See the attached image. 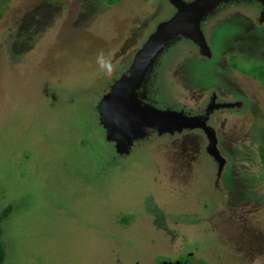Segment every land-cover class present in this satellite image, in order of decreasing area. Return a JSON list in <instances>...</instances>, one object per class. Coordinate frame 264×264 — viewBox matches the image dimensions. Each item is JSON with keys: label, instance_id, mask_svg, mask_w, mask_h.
<instances>
[{"label": "rangeland", "instance_id": "1", "mask_svg": "<svg viewBox=\"0 0 264 264\" xmlns=\"http://www.w3.org/2000/svg\"><path fill=\"white\" fill-rule=\"evenodd\" d=\"M199 1L2 6L4 264H157L186 254L191 264H264V93L240 72L252 55L264 64V0L205 1L190 30L180 22L149 43L179 16L174 2L189 12ZM101 51L116 65L110 78L98 70ZM137 66L123 87L125 119L143 108L161 119L144 113L116 128L118 144L101 102Z\"/></svg>", "mask_w": 264, "mask_h": 264}, {"label": "water", "instance_id": "2", "mask_svg": "<svg viewBox=\"0 0 264 264\" xmlns=\"http://www.w3.org/2000/svg\"><path fill=\"white\" fill-rule=\"evenodd\" d=\"M205 1H210V0H200L199 3H197V5L195 6V8H193L191 11L189 12H186L185 9H183L184 7L179 3V2H174L176 8H178V11H179V16L175 17L171 22H169L168 24L164 25L160 30V34L157 33L156 37L152 40H149V43L152 42V44H155L159 39H161V37H169L171 33L175 32L180 26H178V24L180 22H183V25L186 26V30H190V27L192 26L193 27V24H192V20L194 18V14L196 15V13L202 8V6L206 5L207 3ZM181 14V16H180ZM179 17H182L181 19ZM192 21V22H191ZM150 45V44H149ZM150 48L148 50L151 49L152 46H149ZM145 51V48L144 50L138 55L140 57V55L142 57L138 58L139 60V68L141 67L142 65V62L147 59V51ZM145 51V53H144ZM138 60H136L138 62ZM136 62V63H137ZM135 63V65H136ZM137 69H138V66L137 68H131L130 72H128L127 74V78H122L121 80L118 81V83L116 84V86L111 90V94L107 97H105V99L101 102V103H105L104 105V119H105V127L108 129V131L112 134V135H115V139H116V142H119L118 144H122L123 141L122 139L120 140V135H119V132H117L116 128H118V131L122 132L124 126H126L128 128V125H130V121L133 122V121H142V119H146V118H143V115L144 113L146 114H149L148 115V118L151 120V119H154L156 121L157 120H160L161 117L158 116V115H155L154 112H152L150 110V112H147L146 108H143L142 110L138 111V112H134L133 115L131 114H127V119H125V115L126 113L124 108L120 107L121 105V99H123V90L124 88L123 87H126L128 85L127 83V80L128 78L133 79L134 76L136 75L137 73ZM131 73V74H130ZM129 82H132L129 81ZM121 91V95H118V92ZM128 96H129V89H128ZM130 98H127V100L125 101L127 103V108L130 109V110H133L135 108L134 106V102H131L129 101ZM131 106H133V109L131 108ZM148 109V108H147ZM142 117L140 119H138V117ZM146 116V115H145ZM136 118L138 120H136ZM156 118V119H155ZM148 121V119L146 120ZM135 123V122H134ZM125 124V125H124ZM115 132V133H114ZM113 139V140H115ZM117 147V145H116ZM120 152V151H118ZM161 264H181L180 262L176 261L174 263L172 262H162Z\"/></svg>", "mask_w": 264, "mask_h": 264}, {"label": "trees", "instance_id": "3", "mask_svg": "<svg viewBox=\"0 0 264 264\" xmlns=\"http://www.w3.org/2000/svg\"><path fill=\"white\" fill-rule=\"evenodd\" d=\"M104 1L106 2V4L108 6H113V5H115L121 1H124V0H104ZM141 1L146 2L148 0H141ZM6 4H7V0H0V17H1V13L3 12L2 6L6 5ZM230 52H232V51H230ZM245 53L240 51L239 54L236 53L235 56H241V55L244 56ZM246 56H248V55H246ZM249 56H251V55H249ZM250 59L255 64H253L251 66V68H249L247 70H240V72L243 75L251 77L254 81H256L261 86L262 91L264 93V64L263 63H256L258 61V59L254 55H252V58H250ZM257 157H258L259 164L261 165V169L263 171V176H264V116H263L262 124H261L260 129H259V139L257 142ZM10 212H11V209L9 207L0 213V264H4V262H5L4 249L1 245V236H2L1 223L3 220H5L8 217ZM121 221L124 222L125 224H127L129 222V219L125 217ZM180 257L181 258H177L175 260H170L169 258H167V259L160 258L157 264H161L164 261L172 262V263L178 261L181 264H191L192 263V256L191 255L187 256V254H186V255H183ZM201 264H204V263H201Z\"/></svg>", "mask_w": 264, "mask_h": 264}, {"label": "clouds", "instance_id": "4", "mask_svg": "<svg viewBox=\"0 0 264 264\" xmlns=\"http://www.w3.org/2000/svg\"><path fill=\"white\" fill-rule=\"evenodd\" d=\"M98 70L106 77L110 78L116 71V65L113 63L111 54L105 55L103 51L96 56Z\"/></svg>", "mask_w": 264, "mask_h": 264}]
</instances>
